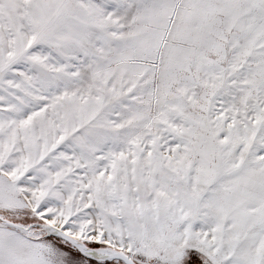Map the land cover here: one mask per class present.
<instances>
[{
    "label": "snow or ice",
    "instance_id": "6c2138e0",
    "mask_svg": "<svg viewBox=\"0 0 264 264\" xmlns=\"http://www.w3.org/2000/svg\"><path fill=\"white\" fill-rule=\"evenodd\" d=\"M0 264H264V0H0Z\"/></svg>",
    "mask_w": 264,
    "mask_h": 264
}]
</instances>
